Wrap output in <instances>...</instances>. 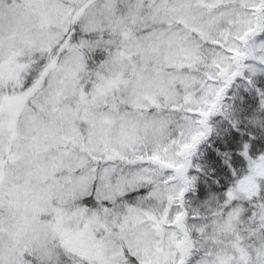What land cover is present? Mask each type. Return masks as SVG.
Listing matches in <instances>:
<instances>
[{"label": "snow or ice", "instance_id": "snow-or-ice-1", "mask_svg": "<svg viewBox=\"0 0 264 264\" xmlns=\"http://www.w3.org/2000/svg\"><path fill=\"white\" fill-rule=\"evenodd\" d=\"M0 264H264V0H0Z\"/></svg>", "mask_w": 264, "mask_h": 264}, {"label": "trees", "instance_id": "trees-1", "mask_svg": "<svg viewBox=\"0 0 264 264\" xmlns=\"http://www.w3.org/2000/svg\"><path fill=\"white\" fill-rule=\"evenodd\" d=\"M244 96H250V94L245 92L243 82L238 80L236 84H234L233 87L229 89L225 97V103L230 106L232 118L241 121L239 125V132L233 129L229 121L222 116H215L210 121L215 131L209 138L208 143L201 146V152L203 155L200 159V162L205 165V171L208 172V175L202 177L195 194H187V198L193 203L194 206L201 200L206 199L207 194L215 189V186L212 184V179L215 176V173L212 172L211 169L216 167L220 162L218 158H216L215 162H213L215 148L221 147L223 149L226 146H229L234 137L247 139V133L251 131L250 126L245 120V104L247 101L242 99ZM250 107L251 104L249 103L248 108ZM208 144L213 146L212 149H209Z\"/></svg>", "mask_w": 264, "mask_h": 264}, {"label": "rangeland", "instance_id": "rangeland-1", "mask_svg": "<svg viewBox=\"0 0 264 264\" xmlns=\"http://www.w3.org/2000/svg\"><path fill=\"white\" fill-rule=\"evenodd\" d=\"M249 104V103H248Z\"/></svg>", "mask_w": 264, "mask_h": 264}]
</instances>
